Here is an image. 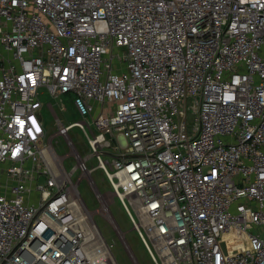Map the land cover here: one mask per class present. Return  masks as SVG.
<instances>
[{
    "label": "built area",
    "instance_id": "obj_1",
    "mask_svg": "<svg viewBox=\"0 0 264 264\" xmlns=\"http://www.w3.org/2000/svg\"><path fill=\"white\" fill-rule=\"evenodd\" d=\"M85 176L154 264H264V0H0V264H117Z\"/></svg>",
    "mask_w": 264,
    "mask_h": 264
},
{
    "label": "rangeland",
    "instance_id": "obj_2",
    "mask_svg": "<svg viewBox=\"0 0 264 264\" xmlns=\"http://www.w3.org/2000/svg\"><path fill=\"white\" fill-rule=\"evenodd\" d=\"M40 98L44 105L43 114L48 136L55 133L58 129L55 120V113L66 125L81 119L69 99L71 98L70 95L64 94L58 97H53L50 93H48V91L44 90ZM191 119L192 117L190 116V122ZM69 134L82 156H86L90 153L87 139L79 127L73 126V128L70 129ZM53 144L60 154H65L71 151L70 146L67 144V141L63 138V136H55ZM76 163V158L71 156L67 160L66 166L70 169ZM88 165L91 167L96 166V158H90L88 160ZM80 175L81 172L77 171L73 179L76 181ZM93 177L97 179L101 190L106 193V199L110 200L112 198V194L108 193L110 186L107 182L105 173L102 170L97 169L94 171ZM79 191L87 208L92 211V217H95L106 241L109 244H112V252L117 264H154L118 198H115L112 202L111 209L122 231L124 232V235L121 237L117 233L114 225L102 214H99L98 208L100 206V201L88 177L85 176L80 182Z\"/></svg>",
    "mask_w": 264,
    "mask_h": 264
}]
</instances>
